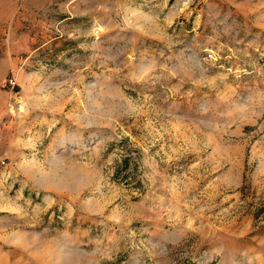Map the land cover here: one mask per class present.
I'll list each match as a JSON object with an SVG mask.
<instances>
[{
  "label": "rangeland",
  "instance_id": "rangeland-1",
  "mask_svg": "<svg viewBox=\"0 0 264 264\" xmlns=\"http://www.w3.org/2000/svg\"><path fill=\"white\" fill-rule=\"evenodd\" d=\"M0 264H264V0H0Z\"/></svg>",
  "mask_w": 264,
  "mask_h": 264
},
{
  "label": "built area",
  "instance_id": "built-area-1",
  "mask_svg": "<svg viewBox=\"0 0 264 264\" xmlns=\"http://www.w3.org/2000/svg\"><path fill=\"white\" fill-rule=\"evenodd\" d=\"M15 84H16L15 79L13 77H10V78L5 79L2 82L1 86L3 88H10L11 89V88H13L15 86Z\"/></svg>",
  "mask_w": 264,
  "mask_h": 264
}]
</instances>
